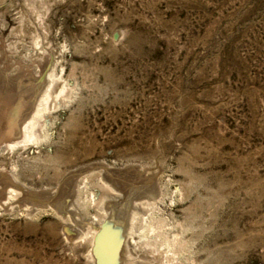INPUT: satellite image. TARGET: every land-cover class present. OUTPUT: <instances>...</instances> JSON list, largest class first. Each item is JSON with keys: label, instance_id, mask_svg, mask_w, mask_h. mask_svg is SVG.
<instances>
[{"label": "rangeland", "instance_id": "obj_1", "mask_svg": "<svg viewBox=\"0 0 264 264\" xmlns=\"http://www.w3.org/2000/svg\"><path fill=\"white\" fill-rule=\"evenodd\" d=\"M0 123V264H94L114 197L120 264H264V0H0Z\"/></svg>", "mask_w": 264, "mask_h": 264}, {"label": "bare ground", "instance_id": "obj_2", "mask_svg": "<svg viewBox=\"0 0 264 264\" xmlns=\"http://www.w3.org/2000/svg\"><path fill=\"white\" fill-rule=\"evenodd\" d=\"M44 101H45V99H43V102ZM41 110H42V108L39 107L38 110H37L36 115L32 119H30V121H28V122H26L24 124L23 130H24V132L26 134V138H27L28 141L35 138V132L33 130L35 129L34 127L36 125V117L41 112ZM6 123H9V125H10V122H8V121ZM13 146L14 145L10 143V147H13ZM101 167L103 169V167L105 168L106 166L103 165V164L101 165V163H100V165H91L88 168L86 167V168L74 170L66 177V181L65 182L67 184H70L72 186V188H74V185L72 183H74V179L78 176V174H80L82 172L89 171V170L90 171H94L96 169H100ZM106 170L108 172H111V173L113 172L114 175L116 173L122 174V173H124L126 171V170L125 171L111 170V168L110 169H106ZM103 171H104V169H103ZM103 175H105V172H104ZM127 175L129 177V174H127ZM105 177H107V174L105 175ZM108 179H109V177H108ZM125 183H126V181H125ZM112 186H114V185H112ZM65 188L62 187L61 191H59V193L62 194L63 191L67 189V188L66 189ZM115 188L116 187H114V189ZM13 190L17 191L16 188L13 189ZM66 191L67 192L71 191V193H70L71 196L74 194L73 193L74 190H66ZM75 191H76V189H75ZM113 191H115V190H113ZM119 192H121V191L119 190ZM25 193H26L25 195H29L33 200L37 201V203L41 202L43 204V202L45 200H49L51 204H53L55 207L58 208L60 213H61V209H63L65 207V204H66L65 202L61 203L59 201L60 199L54 198L55 194H57V193H55L53 191H48V190L47 191H41V192H29V191H26ZM117 194H118V192H117ZM121 196H122V194H121ZM131 197H132V195H131ZM51 200H52V202H51ZM114 200H115V202H109L108 204H106L103 207L104 213L106 214V220L104 219L105 221H104L103 225H101L96 231L97 232V236H96L95 244H96L97 248L95 250V254L92 255V257L94 258V264H96V263L97 264H120L121 263L122 255H121V252H120L119 249H120V244H121V242L123 240V234L121 232L124 230V227H125V225H123V224H125V222H122V220L123 219L124 220L127 219V217H126L127 214H128L127 211H130V210H129V207H128L129 205L126 204V203L124 204L121 199L117 200V198L114 197ZM53 202H56V204H54ZM71 204H73V203H70V205ZM70 205H68V206L70 207ZM72 207H73V205H71V207L68 209V212H70L71 214L75 213L74 208H72ZM125 229H127V228H125ZM65 233H67V235H68L69 234V229H67ZM95 261H96V263H95Z\"/></svg>", "mask_w": 264, "mask_h": 264}]
</instances>
